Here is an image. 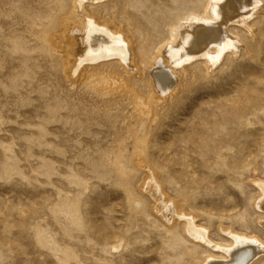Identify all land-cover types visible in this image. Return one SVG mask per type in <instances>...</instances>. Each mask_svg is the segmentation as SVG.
<instances>
[{
  "label": "rangeland",
  "instance_id": "374dc122",
  "mask_svg": "<svg viewBox=\"0 0 264 264\" xmlns=\"http://www.w3.org/2000/svg\"><path fill=\"white\" fill-rule=\"evenodd\" d=\"M239 2L0 0V264H247L237 236L264 264V0Z\"/></svg>",
  "mask_w": 264,
  "mask_h": 264
},
{
  "label": "bare ground",
  "instance_id": "6f19581e",
  "mask_svg": "<svg viewBox=\"0 0 264 264\" xmlns=\"http://www.w3.org/2000/svg\"><path fill=\"white\" fill-rule=\"evenodd\" d=\"M239 2V0H237ZM256 1H260V0H255ZM222 2V1H221ZM225 3V2H224ZM234 3V2H233ZM258 3V2H257ZM240 4V2H239ZM219 4H215L213 7V13L214 14H217L219 12V9H218V6ZM223 6V5H222ZM220 6V8L222 7ZM237 8V7H236ZM226 9H228L226 7ZM241 9V8H240ZM224 10V9H223ZM225 11V10H224ZM207 12V11H206ZM226 12V11H225ZM232 12V11H231ZM238 13V12H237ZM224 14H228V13H224ZM234 14V12H233ZM207 15H211L210 14V11L209 13H207ZM230 15V14H229ZM214 17V16H213ZM225 17V16H223ZM211 20V19H210ZM228 20V19H227ZM200 23V22H199ZM229 23V22H228ZM194 25V26H193ZM191 25L190 28H188V32H190V34H188L187 36H184L181 40V44L178 46V47H169V49L167 50V55L170 59V61H172L173 63H175L176 65V62L175 61H181L183 60L184 58L187 59L188 56H190L192 53L191 52H195L197 51V49L199 48H203L204 49V44H205V41L208 42L209 39L212 37L213 34H215V32H210L208 31L207 29H205V27H202L199 29H196L195 27V23ZM201 25V24H200ZM204 25V24H203ZM193 26V27H192ZM230 26V24H229ZM98 28V26H96ZM177 27V26H176ZM182 27V26H181ZM100 28V27H99ZM184 28V27H183ZM221 28V27H220ZM210 29V28H209ZM214 29V28H213ZM215 30V29H214ZM110 31V30H109ZM220 31V30H219ZM217 31V32H219ZM89 36H88V49H89V55H93V52H96L98 51L97 53H94L95 56L97 57H104V56H107V55H120L122 58L125 57V51L123 49V46L120 45V43H118L116 40H112V41H109L108 38L106 37H102V35H100V32L98 31H91L89 32ZM219 35V34H218ZM224 35V34H223ZM226 35V34H225ZM224 35L225 38H222L220 42H217L216 44V48H225L227 45H229L231 43V39L230 38H227L226 36ZM177 33H176V29L173 30V38H177ZM220 36V35H219ZM172 37V36H171ZM180 37V36H179ZM108 41V42H107ZM119 41V40H118ZM124 41V40H123ZM219 41V40H218ZM107 42L105 45L104 43ZM235 45V42L233 43ZM201 45V46H200ZM200 51V50H199ZM211 51V50H210ZM198 54V53H197ZM164 55V54H163ZM194 55V54H193ZM199 55V54H198ZM207 56L212 59V56L208 55ZM215 56V55H214ZM132 58V57H131ZM197 58V57H196ZM208 60V59H207ZM126 61V60H125ZM158 66V65H157ZM180 66H181V63H180ZM167 67V66H166ZM158 78V77H157ZM157 83V82H156ZM172 82H170L171 84ZM160 84V83H159ZM158 86V85H157ZM161 87V86H160ZM191 229V228H190ZM234 233V232H233ZM237 233V232H236ZM239 235V234H238ZM243 235V234H242ZM244 236V235H243ZM246 237V236H245ZM237 238V242H238V247H236V249L233 251V255L232 257L235 258L233 260H237L236 258H238L237 256H240L238 255L239 251H240V254H244L243 252H241V250H244V249H248L249 252L251 250V256L249 255L248 257H250V260L248 261L249 262H252V260H255V252L258 253V256H259V253L261 252H257V250H260L262 251L263 247H261L258 243L256 242H253L251 240H248L246 238H249V237H236ZM251 238V237H250ZM254 239V238H253ZM256 240V239H255ZM258 241V240H257ZM259 242V241H258ZM262 244V243H261ZM221 245H219L220 247ZM227 246V245H226ZM234 246V245H233ZM212 247V246H211ZM215 250V249H214ZM217 251V250H216ZM223 251V250H222ZM230 251V250H228ZM248 252V251H247ZM225 253V252H224ZM229 253V252H228ZM246 253V252H245ZM226 254V253H225ZM247 254V253H246ZM209 256V255H208ZM245 256V254H244ZM254 256V257H253ZM257 256V257H258ZM243 257V256H242ZM228 258V257H227ZM230 259V258H229ZM245 259H247L245 257ZM207 261V260H206ZM247 261V260H246ZM217 263H219L217 261ZM222 262H220L221 264ZM230 263V262H228ZM247 263V264H248ZM226 264V263H225Z\"/></svg>",
  "mask_w": 264,
  "mask_h": 264
}]
</instances>
